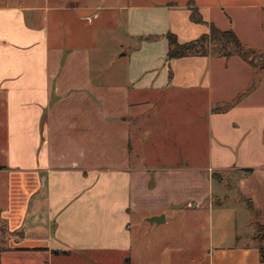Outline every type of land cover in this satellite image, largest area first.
Returning a JSON list of instances; mask_svg holds the SVG:
<instances>
[{
	"label": "crops",
	"instance_id": "0c3cea01",
	"mask_svg": "<svg viewBox=\"0 0 264 264\" xmlns=\"http://www.w3.org/2000/svg\"><path fill=\"white\" fill-rule=\"evenodd\" d=\"M195 3L244 43L241 31L264 28V0ZM190 13L188 0H0V170L10 174L11 215L1 264H132L134 212L150 227L175 223L182 212L204 217L211 264L234 255L240 264H264L255 225L264 210V101L249 99L258 84L245 94L256 68L238 55L168 64V32L185 42L209 31ZM109 33L127 49L112 58L115 69L94 56ZM170 89L204 93L207 113L183 126L182 145L172 150L183 162H148L132 126L150 101L145 93ZM233 168L245 170L238 188L246 219L222 212L228 196L209 175ZM161 214L164 221H150Z\"/></svg>",
	"mask_w": 264,
	"mask_h": 264
},
{
	"label": "rangeland",
	"instance_id": "374dc122",
	"mask_svg": "<svg viewBox=\"0 0 264 264\" xmlns=\"http://www.w3.org/2000/svg\"><path fill=\"white\" fill-rule=\"evenodd\" d=\"M16 1V0H11ZM28 1V0H24ZM41 1V0H33ZM58 0H51L55 3ZM69 2L76 0H68ZM82 3H104L108 5L121 3L123 0H77ZM227 1V0H219ZM127 2V0H125ZM104 5V4H101ZM246 39L245 44L255 49L254 67L256 75L253 77V86H250L247 92H250L257 84L259 89L249 95L253 101H264V28L257 27L253 30L241 31ZM110 35V36H109ZM109 35L103 39V43L98 51H94V56L102 57L109 68L118 66L112 58L120 56L126 52L120 44L114 40V35ZM176 89H170L165 92H150L145 95L150 98L149 102L143 103L139 109L140 117L136 118L132 126L134 137H142L140 148L135 144V149L140 150L147 161L160 162H183L184 158L175 155L172 150L174 146L180 148L183 126L191 117L200 120L204 113H207L208 97L204 93L192 94L190 92H177ZM204 118V117H203ZM203 120V119H202ZM201 125H205L202 121ZM142 127V132L139 130ZM5 130L0 127V151L3 148ZM152 159V160H151ZM0 152V162H2ZM1 165V164H0ZM245 170L239 168L210 171L209 175L214 180L217 192L225 194L227 197L225 204L221 207L224 214H236L242 218H247L249 208L245 202L247 197L238 188L239 180L245 174ZM8 171L0 170V225L2 234L0 239V248H7L8 236L7 230L8 203L10 198L7 193V182L9 180ZM15 176V175H14ZM14 179V177H13ZM224 186V188L222 187ZM215 202H221L222 196L216 195ZM245 199V200H243ZM220 207V206H217ZM133 231L135 245L131 253L132 264H211L208 253L204 250L205 243L208 242L207 227L208 220L204 217L196 220L194 216L180 213V217L175 223L168 226H151L142 219L144 215L140 212H134ZM261 225H256L257 232L264 236V210H259L257 214ZM5 224V225H4ZM15 234V233H14ZM13 234V235H14ZM167 234L170 242L166 245L160 237ZM172 238V240H171ZM217 258V256H215ZM216 261H218L216 259ZM227 261V260H225ZM239 257L232 256L229 261L231 264H240ZM225 262V264H230Z\"/></svg>",
	"mask_w": 264,
	"mask_h": 264
},
{
	"label": "trees",
	"instance_id": "16d2710c",
	"mask_svg": "<svg viewBox=\"0 0 264 264\" xmlns=\"http://www.w3.org/2000/svg\"><path fill=\"white\" fill-rule=\"evenodd\" d=\"M189 9L191 10L190 18L197 23L207 24L209 31L202 34L199 38L190 41L180 42L177 35L173 32H168L166 37L168 39L169 48L166 55V62L170 64L172 59L191 56V55H208L213 54L229 58L232 55H238L244 61L254 66L255 49L248 47L238 36L236 31L229 27L221 29L214 22L204 19L201 11L195 3V0H188ZM173 71L169 66V78L172 79ZM253 86V85H252ZM241 94L233 100L226 102L222 106L214 108V110H223L235 105L241 99ZM2 166L0 165V168ZM7 248H0V264L1 253ZM55 253H60L58 250ZM261 259L264 262V246L261 248Z\"/></svg>",
	"mask_w": 264,
	"mask_h": 264
},
{
	"label": "water",
	"instance_id": "95a60500",
	"mask_svg": "<svg viewBox=\"0 0 264 264\" xmlns=\"http://www.w3.org/2000/svg\"><path fill=\"white\" fill-rule=\"evenodd\" d=\"M149 219L150 221L161 222V221H164V215L163 214L155 215V216L150 217Z\"/></svg>",
	"mask_w": 264,
	"mask_h": 264
}]
</instances>
